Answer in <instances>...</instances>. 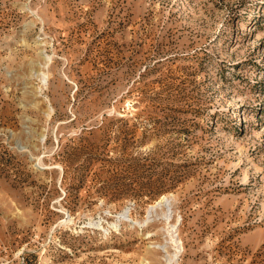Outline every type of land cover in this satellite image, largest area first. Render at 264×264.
I'll return each mask as SVG.
<instances>
[{
    "label": "rangeland",
    "instance_id": "obj_1",
    "mask_svg": "<svg viewBox=\"0 0 264 264\" xmlns=\"http://www.w3.org/2000/svg\"><path fill=\"white\" fill-rule=\"evenodd\" d=\"M167 255L264 264V0H0V264Z\"/></svg>",
    "mask_w": 264,
    "mask_h": 264
},
{
    "label": "bare ground",
    "instance_id": "obj_2",
    "mask_svg": "<svg viewBox=\"0 0 264 264\" xmlns=\"http://www.w3.org/2000/svg\"><path fill=\"white\" fill-rule=\"evenodd\" d=\"M164 198L165 197H163L162 199L158 200L156 203L149 205L148 211L153 210L156 205L159 206V205L163 204V206L165 207V211L163 212V216L166 219V223H167V226H166V229L165 230H166V232L168 234L169 241L173 243V245L176 247V249H178L181 246L180 245V241L177 239V236L175 234V230H176L175 225L172 224V223L171 224L169 223V219H170V216H171V212H170L169 206L166 203V200ZM125 211H124V213L121 212L120 215L121 216H125L126 215L125 214ZM171 260H172V256L171 255H167V257L165 259L166 264H171V262H172Z\"/></svg>",
    "mask_w": 264,
    "mask_h": 264
}]
</instances>
